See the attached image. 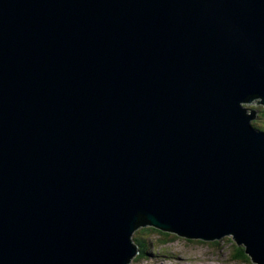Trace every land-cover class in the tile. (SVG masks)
<instances>
[{
	"label": "water",
	"instance_id": "1",
	"mask_svg": "<svg viewBox=\"0 0 264 264\" xmlns=\"http://www.w3.org/2000/svg\"><path fill=\"white\" fill-rule=\"evenodd\" d=\"M264 0H0V264H131L134 233L264 264Z\"/></svg>",
	"mask_w": 264,
	"mask_h": 264
},
{
	"label": "rangeland",
	"instance_id": "2",
	"mask_svg": "<svg viewBox=\"0 0 264 264\" xmlns=\"http://www.w3.org/2000/svg\"><path fill=\"white\" fill-rule=\"evenodd\" d=\"M257 102L259 101L256 100L244 107L247 111L255 110L257 112V118L252 121L251 125L256 130L264 131L262 130L264 129V116L261 113H264V110ZM145 228L147 227L138 229L134 233L132 241L136 243L135 237L145 241L148 246L147 254L144 258L137 255L131 264H253L252 261L236 262L232 260V256L239 246L231 237L220 241L204 242L188 240L171 233H166L169 235L164 237L157 232L141 231ZM215 242H218V245Z\"/></svg>",
	"mask_w": 264,
	"mask_h": 264
},
{
	"label": "trees",
	"instance_id": "3",
	"mask_svg": "<svg viewBox=\"0 0 264 264\" xmlns=\"http://www.w3.org/2000/svg\"><path fill=\"white\" fill-rule=\"evenodd\" d=\"M261 113H262V116H264V113L263 112H261ZM262 130H264V129H262ZM141 231L157 232V233H159L160 235H162L164 237H168V235H169V234L160 232V231H158V230H156L154 228H150V227L142 229ZM135 240H136V243H137V244L136 243L135 244L138 245L139 251L141 253V254H139V256L141 258H144L146 256V254H147L146 250L148 249V246H147L145 241H141L140 239H138V237H135ZM163 242L168 243L166 241H163ZM215 243L217 244L218 242H215ZM232 260L236 261V262H248V261H251V259L245 254V248L244 247H237L236 253L233 254V256H232Z\"/></svg>",
	"mask_w": 264,
	"mask_h": 264
}]
</instances>
